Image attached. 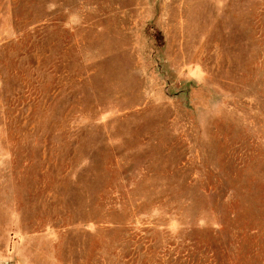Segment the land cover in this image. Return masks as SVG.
I'll list each match as a JSON object with an SVG mask.
<instances>
[{"label": "rangeland", "instance_id": "1", "mask_svg": "<svg viewBox=\"0 0 264 264\" xmlns=\"http://www.w3.org/2000/svg\"><path fill=\"white\" fill-rule=\"evenodd\" d=\"M0 264H264V0H0Z\"/></svg>", "mask_w": 264, "mask_h": 264}]
</instances>
